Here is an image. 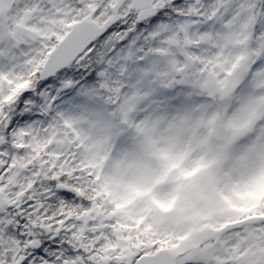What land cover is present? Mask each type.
Returning a JSON list of instances; mask_svg holds the SVG:
<instances>
[{
    "label": "snow or ice",
    "instance_id": "6c2138e0",
    "mask_svg": "<svg viewBox=\"0 0 264 264\" xmlns=\"http://www.w3.org/2000/svg\"><path fill=\"white\" fill-rule=\"evenodd\" d=\"M239 8L237 0H0V264H187L133 236L105 201L74 113L126 53L143 54L168 33L183 35L186 49L215 50L185 51L189 75L220 84L264 77L259 29L261 58L229 52L243 47ZM251 11L255 18L256 4Z\"/></svg>",
    "mask_w": 264,
    "mask_h": 264
},
{
    "label": "rangeland",
    "instance_id": "374dc122",
    "mask_svg": "<svg viewBox=\"0 0 264 264\" xmlns=\"http://www.w3.org/2000/svg\"><path fill=\"white\" fill-rule=\"evenodd\" d=\"M252 2L237 0L240 14L234 30L244 33L243 47L230 46L229 52L235 56L244 51L259 59L253 56L262 41L252 36ZM236 11L230 5L227 14ZM163 36L175 44L169 47L158 40L151 56L140 62L142 68L125 72L130 92L123 89L120 121L112 116V97H85L74 113L104 199L115 209L126 207L116 214L135 236L171 243L187 264H264V218L257 215L264 212V77H253L243 98L247 73L225 84L207 75L201 78L207 90L199 75L181 70L189 63L183 53L207 58L215 50L207 45L186 49L183 35L168 33L157 39ZM207 71L216 69L209 66ZM173 81L177 85L170 92L176 91L178 104L164 92ZM116 89L120 95L122 86ZM140 131L143 146L129 134ZM150 154L155 161L148 159ZM238 221L243 226L231 230L229 225Z\"/></svg>",
    "mask_w": 264,
    "mask_h": 264
},
{
    "label": "trees",
    "instance_id": "16d2710c",
    "mask_svg": "<svg viewBox=\"0 0 264 264\" xmlns=\"http://www.w3.org/2000/svg\"><path fill=\"white\" fill-rule=\"evenodd\" d=\"M253 4H256V16L254 18L253 16V20H254V31H253V37L256 38V31L257 29H259L262 33H264V15H260V8L261 6L259 5L258 3V0H253L252 2ZM247 11L246 9H244L242 11V15L246 14ZM253 15V13H252ZM162 41L164 40V36L161 37L160 39H157L156 42H152V41H148L144 44V48H145V52L143 54L139 53V52H136L135 50H133L130 54L126 53L125 56L116 64L113 65L112 69L111 70H107L100 78V81L97 82V84L93 85L90 89L88 90H85L82 95L84 96V98L86 97H90V96H94V97H97L99 98L101 101H103L102 99H105V98H108V97H112L110 99V102L111 104H109L112 109H114V112H113V118L115 120H118L120 121V119L118 118L119 117V108L121 107V99L124 95L123 93V89H124V92L126 93V91L129 90V86L126 85L125 83V80L126 78L125 77H128L127 75H125V72H127L128 70H130L133 66H136L138 68H142V64L140 62H142L146 57L148 56H151L150 54H152V47L154 45V47L158 44H159V41ZM253 41H256L255 39H253ZM156 53V51H154ZM123 64H122V63ZM119 70H122L121 72H119ZM179 79V76L177 78V80ZM200 80H202V82L204 83V88L206 87V89L208 90L207 86L206 85V80L205 79H201L200 77ZM204 80V81H203ZM244 83L242 84V86L244 87L241 91H240V96L241 98L244 97L245 94H247L250 90L249 88L253 85V80L252 79H248L247 77L244 78ZM207 84H208V81H207ZM116 85L119 86H122V89L120 91V95L116 93L117 89H116ZM176 82L173 81V83H170V87L165 90V94L168 96V99H170L171 101L175 100V90L171 91L170 90L172 89L171 87H175ZM206 85V86H205ZM241 84L239 85L240 89L242 88ZM248 87V88H247ZM171 88V89H170ZM180 90V89H179ZM110 92L109 94H107L106 92ZM89 92V93H88ZM130 92V91H129ZM129 92H127L126 94H128ZM111 93H112V96H111ZM237 93V92H236ZM206 98L210 97V94H205ZM203 100H206V99H203ZM120 105V106H119ZM221 130V129H220ZM131 135V137L133 138V140L140 144V146H143V142L142 140L145 138L143 136V132L140 131V132H130L129 133ZM101 183V181H100ZM264 190V189H262ZM264 192V191H263ZM262 195V193H260ZM259 199V197H258ZM264 201V199H263ZM257 207V205H254ZM264 206V202H261V207ZM126 207H121V208H117L115 209V211H122L123 209H125ZM239 209H242V208H245V206H242V207H238ZM257 215H259L260 217L264 218V212L262 213H257ZM263 222H264V219H263Z\"/></svg>",
    "mask_w": 264,
    "mask_h": 264
},
{
    "label": "water",
    "instance_id": "95a60500",
    "mask_svg": "<svg viewBox=\"0 0 264 264\" xmlns=\"http://www.w3.org/2000/svg\"><path fill=\"white\" fill-rule=\"evenodd\" d=\"M168 46H173L174 44H175V39H168V40H166V42H165ZM261 107L264 109V101L261 103ZM148 159L150 160V161H155L156 160V157H155V155H152V154H150L149 156H148ZM218 162H216V163H214V165H213V167H212V170L214 171L216 168H217V166H218ZM243 224H244V222L243 221H238V222H235V223H233V224H230L229 225V228L231 229V230H237V229H239V228H241L242 226H243ZM164 250H166V249H164ZM166 251H168V252H170L169 250H166ZM171 253V252H170Z\"/></svg>",
    "mask_w": 264,
    "mask_h": 264
},
{
    "label": "flooded vegetation",
    "instance_id": "af4514ba",
    "mask_svg": "<svg viewBox=\"0 0 264 264\" xmlns=\"http://www.w3.org/2000/svg\"><path fill=\"white\" fill-rule=\"evenodd\" d=\"M132 234H133V233H132ZM133 236H135V235L133 234ZM143 239L147 240L148 242H152V239H153V238H143ZM153 240H154V239H153ZM161 248H162V249L169 250L172 254H174V255L177 257L178 260H180L179 256L176 255V254L173 252L174 248L172 247V244H171V243L167 242L166 244H161Z\"/></svg>",
    "mask_w": 264,
    "mask_h": 264
}]
</instances>
